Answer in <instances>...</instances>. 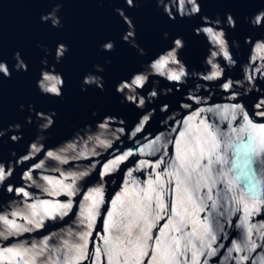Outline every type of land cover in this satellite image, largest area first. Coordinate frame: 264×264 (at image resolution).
<instances>
[{"label": "water", "instance_id": "95a60500", "mask_svg": "<svg viewBox=\"0 0 264 264\" xmlns=\"http://www.w3.org/2000/svg\"><path fill=\"white\" fill-rule=\"evenodd\" d=\"M0 264H264V0H0Z\"/></svg>", "mask_w": 264, "mask_h": 264}]
</instances>
